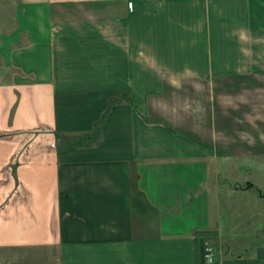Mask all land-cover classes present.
Returning a JSON list of instances; mask_svg holds the SVG:
<instances>
[{
	"label": "crops",
	"instance_id": "obj_1",
	"mask_svg": "<svg viewBox=\"0 0 264 264\" xmlns=\"http://www.w3.org/2000/svg\"><path fill=\"white\" fill-rule=\"evenodd\" d=\"M14 13L0 41V264H199L201 235L218 264H264V240L221 225L215 133L231 121L212 105L214 80L229 99L237 80L264 83V0H18ZM203 82L206 122L165 121L163 92ZM108 106L99 138L70 146Z\"/></svg>",
	"mask_w": 264,
	"mask_h": 264
},
{
	"label": "rangeland",
	"instance_id": "obj_2",
	"mask_svg": "<svg viewBox=\"0 0 264 264\" xmlns=\"http://www.w3.org/2000/svg\"><path fill=\"white\" fill-rule=\"evenodd\" d=\"M17 1L0 0V41L13 31L14 9ZM207 85H209L208 82L197 84V86L188 83L180 87L176 93L163 92L161 97L164 120L169 122V118L173 122L177 115L176 118L179 121L186 118V121L196 120L205 123L208 108L211 107L209 106L211 88L209 85L206 91ZM212 85L214 86L212 95L214 111L220 113L223 105H226L224 108L228 110L231 121V125L229 124L231 131L222 130L224 134H227L223 141L219 138L220 133H215L219 135L215 144L220 150L217 155V176L221 225L223 230L227 231V237L234 241L236 239L250 240L253 236L254 239L250 243H259L264 240V197L262 196V193L264 194V141H261L264 137V83L257 90L253 78L237 80L230 87L231 99L228 95L221 94V80H214ZM193 86L203 88L196 91ZM246 87L250 88L246 89ZM239 97H243L246 102H240ZM223 98L227 100L224 101ZM185 109L192 112L194 116L191 118V113L189 114ZM222 128L228 129L223 126ZM247 182H255L256 186L252 189L236 191L231 189V186L235 184L245 185ZM235 224L237 228L230 232L231 225ZM236 244L241 246L242 243Z\"/></svg>",
	"mask_w": 264,
	"mask_h": 264
},
{
	"label": "trees",
	"instance_id": "obj_3",
	"mask_svg": "<svg viewBox=\"0 0 264 264\" xmlns=\"http://www.w3.org/2000/svg\"><path fill=\"white\" fill-rule=\"evenodd\" d=\"M114 101H115L114 97H111L110 104L113 103ZM108 110H109V106L105 109L101 117L95 121L93 128L91 129L89 134L85 135L84 137H80V140L78 139L77 141L76 140L71 141L70 146H76L78 144H89V143L94 142L96 139H98L101 133V124L103 123L105 115ZM205 246L206 245L204 242V236L203 235L198 236L197 237V260L199 264H202L204 263V261H206V258L204 257Z\"/></svg>",
	"mask_w": 264,
	"mask_h": 264
},
{
	"label": "built area",
	"instance_id": "obj_4",
	"mask_svg": "<svg viewBox=\"0 0 264 264\" xmlns=\"http://www.w3.org/2000/svg\"><path fill=\"white\" fill-rule=\"evenodd\" d=\"M204 257L206 258V261L209 264H218V262L216 261V259L212 255L211 250H210V248L208 246H205Z\"/></svg>",
	"mask_w": 264,
	"mask_h": 264
}]
</instances>
